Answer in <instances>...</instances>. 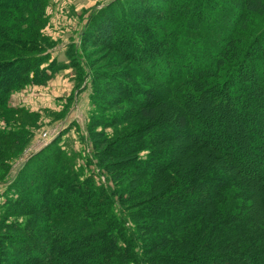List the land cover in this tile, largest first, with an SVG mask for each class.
Listing matches in <instances>:
<instances>
[{
    "label": "trees",
    "instance_id": "1",
    "mask_svg": "<svg viewBox=\"0 0 264 264\" xmlns=\"http://www.w3.org/2000/svg\"><path fill=\"white\" fill-rule=\"evenodd\" d=\"M48 1L0 0V106L86 65L93 154L78 166L60 135L22 164L0 193V264H264V0H110L68 62L29 30Z\"/></svg>",
    "mask_w": 264,
    "mask_h": 264
},
{
    "label": "rangeland",
    "instance_id": "2",
    "mask_svg": "<svg viewBox=\"0 0 264 264\" xmlns=\"http://www.w3.org/2000/svg\"><path fill=\"white\" fill-rule=\"evenodd\" d=\"M109 1L49 0L44 10L26 8L24 14L33 17L34 21L29 30L39 33L41 41L47 45L52 56L68 62L65 56L68 44L80 42V33L90 13ZM35 14H39L40 20L35 18ZM257 24L258 29L263 27L264 17L258 18ZM22 27L29 28L27 24ZM93 59L94 61L97 59L98 66L108 62L105 55ZM87 69L84 65L83 71H80L82 74L74 68L61 70L47 84L30 85L16 91L11 95L6 108L0 106V130H9L11 127L9 122L22 123L29 129V132L24 133L23 140L28 139L26 144L14 150L10 146L11 139L0 137V148L7 149L12 154L6 159L7 165L0 166V193L32 154L60 135L61 144L74 153L78 166L86 167L87 157L93 154L87 121L96 109L91 100L90 75L86 73ZM16 108L26 109V112L18 113L13 110ZM175 139L179 148H184L191 142L190 135L186 136L184 130L178 131ZM141 154L144 155L146 152ZM250 155L249 152L246 154L247 157ZM91 169L96 172L100 170L94 164ZM98 178L105 181L103 173Z\"/></svg>",
    "mask_w": 264,
    "mask_h": 264
}]
</instances>
